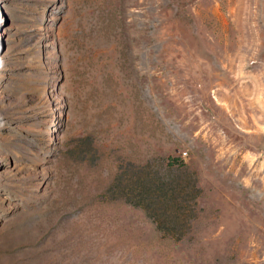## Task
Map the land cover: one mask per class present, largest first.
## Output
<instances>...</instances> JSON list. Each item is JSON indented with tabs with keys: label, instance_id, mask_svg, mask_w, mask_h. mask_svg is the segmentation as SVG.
Returning a JSON list of instances; mask_svg holds the SVG:
<instances>
[{
	"label": "rangeland",
	"instance_id": "rangeland-1",
	"mask_svg": "<svg viewBox=\"0 0 264 264\" xmlns=\"http://www.w3.org/2000/svg\"><path fill=\"white\" fill-rule=\"evenodd\" d=\"M0 264H264V0H0Z\"/></svg>",
	"mask_w": 264,
	"mask_h": 264
},
{
	"label": "trees",
	"instance_id": "trees-1",
	"mask_svg": "<svg viewBox=\"0 0 264 264\" xmlns=\"http://www.w3.org/2000/svg\"><path fill=\"white\" fill-rule=\"evenodd\" d=\"M173 161L177 162L176 160ZM174 162L169 161V164L172 165ZM168 179L170 177L166 174L160 176L155 171L152 174L141 176L138 180L118 181V184L116 183L117 185L113 187L114 191L116 190L119 194H122L132 206L145 210L148 213L147 215L156 223V228L161 233L179 237L183 233L180 230L178 231V221L174 218L169 219V215L172 214L170 210L174 204L176 189L178 192L185 193L186 187L177 180Z\"/></svg>",
	"mask_w": 264,
	"mask_h": 264
},
{
	"label": "built area",
	"instance_id": "built-area-1",
	"mask_svg": "<svg viewBox=\"0 0 264 264\" xmlns=\"http://www.w3.org/2000/svg\"><path fill=\"white\" fill-rule=\"evenodd\" d=\"M182 157H185V153H182Z\"/></svg>",
	"mask_w": 264,
	"mask_h": 264
}]
</instances>
